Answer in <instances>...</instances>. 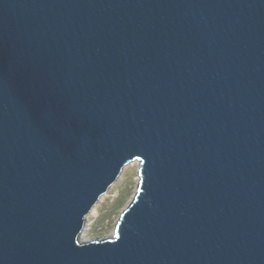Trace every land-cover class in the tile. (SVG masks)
Wrapping results in <instances>:
<instances>
[{
    "label": "water",
    "instance_id": "obj_1",
    "mask_svg": "<svg viewBox=\"0 0 264 264\" xmlns=\"http://www.w3.org/2000/svg\"><path fill=\"white\" fill-rule=\"evenodd\" d=\"M0 264H264V0H0Z\"/></svg>",
    "mask_w": 264,
    "mask_h": 264
},
{
    "label": "rangeland",
    "instance_id": "obj_2",
    "mask_svg": "<svg viewBox=\"0 0 264 264\" xmlns=\"http://www.w3.org/2000/svg\"><path fill=\"white\" fill-rule=\"evenodd\" d=\"M139 174V168L134 167L131 171L125 174V178L118 185V195L114 196L113 190L107 201L100 208V216L98 219L90 217V222H94L91 229L87 232V239L100 240L108 239L109 236H114L116 224L126 209L131 203L136 193L139 184L136 175ZM83 237V233H82ZM88 240V241H89Z\"/></svg>",
    "mask_w": 264,
    "mask_h": 264
},
{
    "label": "bare ground",
    "instance_id": "obj_3",
    "mask_svg": "<svg viewBox=\"0 0 264 264\" xmlns=\"http://www.w3.org/2000/svg\"><path fill=\"white\" fill-rule=\"evenodd\" d=\"M141 164H140V161H133V162H130L129 164H127L120 177L118 178V180L115 182V184H113V186L109 189V191L107 193H105L103 196H101V198L99 199V201L97 202V204L94 206L93 210L90 212L89 216L87 217V220H86V223H85V226H84V229L82 231L83 233V237L82 239L84 241H88L89 239H87L86 235H87V232L91 229V226L93 225V223L95 222H90V217H93L95 219H98L99 216H100V208L102 207V205L107 201L108 197H110V194L113 190H115V192L113 193L114 196H117L118 195V185L119 183L125 178V174L128 172V171H131L134 167H138L140 168ZM136 178L138 180V182L140 181V175L137 174L136 175ZM112 236H109L108 238H111ZM97 240V239H95ZM90 241V240H89Z\"/></svg>",
    "mask_w": 264,
    "mask_h": 264
}]
</instances>
